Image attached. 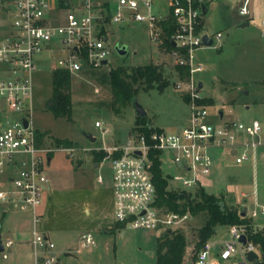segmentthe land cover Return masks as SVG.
<instances>
[{"label": "rangeland", "instance_id": "1", "mask_svg": "<svg viewBox=\"0 0 264 264\" xmlns=\"http://www.w3.org/2000/svg\"><path fill=\"white\" fill-rule=\"evenodd\" d=\"M116 2L110 0L111 9ZM251 7L252 15L241 16L237 0H216L208 5L210 11L205 16L206 31L214 37L215 43L195 52L197 61L204 66L201 72L196 73V77L203 82L200 89L203 99L213 100V104L208 105V120L217 125L234 119L245 123L256 119L264 127V0H252ZM244 21L250 24L241 27ZM110 29L108 44L112 53L109 63L71 74V120L55 117L44 108L45 101L51 95V70L63 52L50 49L35 54L37 68L31 77L32 127L47 134L43 138V146H55L52 138H59L70 140L71 146L76 149L72 155L55 150L51 155V163L44 168L49 178L50 188L47 192L52 200L45 199L39 208V225L42 231L49 232L47 235L56 246L54 254L60 259L58 264H155L157 237L164 230L134 229L125 225L116 228L113 217L112 163L104 158L100 165L96 164L98 162H95L91 151L101 150V146L124 144L135 133L138 114L134 107L120 113L110 109V69L117 65H144L150 62L173 69L174 60L165 54L157 42L151 40L145 24L113 25ZM218 32L222 34L220 39L216 37ZM123 45L128 49L125 55L117 51V46ZM177 79L164 92L151 90L148 93L140 92L138 96L154 128L164 132H179L190 108L183 98L184 93L175 87ZM96 88L99 89L98 93L95 92ZM2 112L0 123L11 116L6 110ZM221 112L223 117L220 116ZM97 121H101L110 132L103 134L102 128L95 125ZM86 134H91L97 141L89 142ZM243 137L252 141L248 135ZM84 144L89 147H84ZM263 150L264 146L257 149L250 147L247 161L237 164L229 147L209 148L215 161L222 160L223 173L216 181L213 175L202 179L208 191L223 199L230 207L239 210L246 207L248 216L256 211L257 214L252 216L253 223L256 228L262 229ZM239 151L242 153L244 150L239 148ZM164 156L163 171L172 176L170 186L193 191L194 187L184 186L182 182L174 180V176H183L186 172L182 171L181 165L172 161L169 154ZM99 176L103 177L102 183L97 181ZM10 188V182L0 187L1 190ZM49 209L57 216L55 223L60 224L54 230H49L47 226L46 215ZM204 219L201 213L180 229L189 237L186 264H190L194 257L197 232L204 224ZM0 226L2 241L9 238L14 242L5 249L6 259H2L0 252V264H34L31 241L34 225L31 214L14 207L8 199L0 200ZM87 231L91 232L95 245L85 248L81 236ZM230 237L228 228L218 225L212 241Z\"/></svg>", "mask_w": 264, "mask_h": 264}, {"label": "built area", "instance_id": "2", "mask_svg": "<svg viewBox=\"0 0 264 264\" xmlns=\"http://www.w3.org/2000/svg\"><path fill=\"white\" fill-rule=\"evenodd\" d=\"M214 1L117 0L111 9L110 0H0V12L5 15L0 37V104L3 102L4 110L11 114L0 123V173L10 170L12 184V188L0 190V200L8 199L14 207L31 214L34 264L58 263L55 244L39 225V208L50 188L44 168L51 163L50 154L55 150L70 155L76 150L72 146L36 144L31 122V77L37 68L35 54L38 52L50 49L63 52L56 61V68L73 74L83 68L101 67L105 59L109 60L112 49L108 36L113 25L145 24L151 40L159 46L166 32H173L169 40L176 44L169 55L174 65L186 66L189 70L187 78L175 82L176 89L190 97L189 120L179 132L159 129H152L149 133L135 132L124 144L101 146L113 168L115 222L134 229H182L194 218L190 212L165 211L155 205L151 150L159 151L162 158L169 154L172 161L186 172V175L174 176V180L195 187L201 183V178L212 173L214 158L209 148L229 147L234 150L236 162L242 163L250 157V147L264 146V127L259 120L217 125L208 120L209 106L200 102L204 96L196 73L204 66L197 61L195 52L207 46L202 40L204 35L212 39V45L215 43L214 37L207 33L205 23V16L210 11L208 5ZM251 3L252 0H237L241 16L252 15ZM216 37L220 39L222 34L218 32ZM95 92L98 93L99 89L96 88ZM95 125L102 128L103 134L110 132L101 121ZM247 135L252 141L243 137ZM239 148L244 151L240 153ZM261 155L264 157V150ZM97 181L102 183L103 177L99 176ZM174 188L181 190L178 186ZM256 214V211L252 212V216ZM228 231L229 239L212 241L210 238L199 249H193L190 264H264L261 248L248 237L246 243L241 240L244 232L239 225L229 226ZM81 240L85 248L95 245L90 231L83 233ZM2 242L1 254L6 259L5 249L14 242L11 239ZM250 251L256 252L257 257L249 260Z\"/></svg>", "mask_w": 264, "mask_h": 264}, {"label": "trees", "instance_id": "3", "mask_svg": "<svg viewBox=\"0 0 264 264\" xmlns=\"http://www.w3.org/2000/svg\"><path fill=\"white\" fill-rule=\"evenodd\" d=\"M173 32H166L161 45L162 49L170 52L174 49L173 43L169 40ZM110 109L115 113H120L124 109L134 107V100L138 99L140 92H150L156 90L164 92L173 81L178 77L187 78L189 70L186 66L174 65L173 69L162 66L155 62L144 65H117L110 69ZM51 95L45 101L44 108L55 117H62L67 120L72 119V94H71V73L60 68L51 70ZM184 100L189 102L190 97L186 94ZM202 104L212 105L213 100L206 98L200 100ZM135 132L149 133L155 129L151 120L146 117L137 116ZM45 132L35 129L36 144L42 146ZM56 146H71L70 140L52 138ZM95 162L100 164L107 152L104 149L92 150ZM52 154H50L51 156ZM152 164L150 171L156 189L155 205L165 211H174L184 214L190 212L195 218L201 213L205 216V222L197 232L198 240L195 250L212 238L218 225L232 226L239 225L248 240L258 245L264 253V232L256 228L253 218L248 215L242 216L241 211L234 206L230 207L223 199L218 198L201 183L197 184L193 191L185 189L179 190L170 186L171 174L163 171V160L161 153L151 150L149 153ZM52 198L48 201H51ZM48 210L46 215L49 230L56 229L55 223L57 216ZM116 228L124 226V223H116ZM156 262L155 264H186V250L189 245V237L180 229H164L157 237Z\"/></svg>", "mask_w": 264, "mask_h": 264}, {"label": "crops", "instance_id": "4", "mask_svg": "<svg viewBox=\"0 0 264 264\" xmlns=\"http://www.w3.org/2000/svg\"><path fill=\"white\" fill-rule=\"evenodd\" d=\"M213 3V2H212ZM62 11V10H61ZM2 19H4V17H3V14L1 13L0 14V37L3 35V31H2V29H3V24H2ZM160 48H162L161 46H159ZM164 50V49H163ZM164 52H165V54L169 57V58H171L170 57V55H169V52H167V51H165L164 50ZM103 65H105V64H103ZM56 68V66H54L52 69H55ZM83 69H89V68H83ZM178 78V77H177ZM176 78V79H177ZM178 80V79H177ZM199 82L200 83H202V87H203V82L201 81V80H199ZM199 83V84H200ZM201 87V88H202ZM200 88V89H201ZM187 102V101H186ZM187 105H188V102H187ZM208 106V105H207ZM190 107V106H189ZM5 109V105H4V103H2V104H0V115H2V110H4ZM32 111H33V106H32ZM32 114H33V112H32ZM223 112H221L220 113V116L221 117H223ZM189 116H190V108L188 109V112H187V114H186V116H185V120H184V126L187 124V122H188V120H189ZM256 120V119H255ZM231 121H239V120H231ZM241 121V120H240ZM243 122H245V121H243ZM226 123H230V122H226ZM156 129V128H155ZM159 130H161L160 128H159ZM96 141H97V139H96ZM89 142H91V141H89ZM91 143H94V142H91ZM84 147H89L88 145L86 146L85 144H84ZM231 153L232 154H234V150H232L231 149ZM51 157V156H50ZM261 157L262 158H264L262 155H261ZM162 160H163V158H162ZM247 161V160H246ZM217 162V163H216ZM245 162V161H244ZM244 162H242V163H237V164H243ZM99 164V163H98ZM100 165V164H99ZM14 169H16V168H14ZM223 173V170H222V160H217V161H215V158H214V167L212 168V173H211V175L210 176H212L213 175V180L214 181H216V178L220 175V174H222ZM10 175H11V171L10 170H5L3 173H0V187H4L8 182H10V180H9V178H10ZM221 176V175H220ZM203 178H205V177H203ZM203 178H201V184L203 185ZM204 186V185H203ZM1 190V189H0ZM46 199H48V200H50V196H47L46 197ZM12 204V203H11ZM243 209H247L246 207L245 208H243ZM242 209V210H243ZM247 215H248V209H247ZM249 217V216H248ZM251 218H252V216H250ZM114 223L116 224V223H119V222H115L114 221ZM227 228L229 227V226H226ZM258 229H260V230H262V231H264V229H262V228H260V227H257ZM0 229H1V226H0ZM7 233H9V230L7 231ZM46 233V232H45ZM49 232H47L46 234H48ZM123 233H125L124 231H123ZM6 239H9V238H6ZM223 239V238H222ZM14 244V243H13ZM56 247V246H55ZM57 255V254H56ZM66 256H69V254H66ZM57 257H58V255H57ZM3 259V258H2ZM59 257H58V263H59ZM57 263V264H58Z\"/></svg>", "mask_w": 264, "mask_h": 264}, {"label": "water", "instance_id": "5", "mask_svg": "<svg viewBox=\"0 0 264 264\" xmlns=\"http://www.w3.org/2000/svg\"><path fill=\"white\" fill-rule=\"evenodd\" d=\"M204 10L206 11L207 8L204 7ZM250 23L248 21H244L243 24H241L240 26L243 27V26H248ZM202 40L204 41V44L207 45V46H211L213 41L212 39H210L207 35H204ZM174 45L176 44L175 42L173 43ZM117 51L119 54L121 55H125L127 54L128 52V49H127V46L126 45H123V46H117ZM109 63V60L105 59L103 61V64L107 65ZM202 87V83L199 84V89ZM134 108L136 109V113L138 115H140L141 117H146L147 116V110L141 105V103L138 101V99H135L134 100ZM23 125L26 127L27 126V121L26 119L23 120ZM86 138L91 141V142H94L96 141V138H94L91 134H86ZM140 153V152H139ZM98 164V163H96ZM241 215L242 216H246L247 215V209H243L241 211ZM241 240L246 243L247 242V236L242 234V237H241ZM4 249V246H3V242H2V239H1V235H0V252H2ZM254 257H257V254L256 252L254 251H250V253H248V259L251 260L253 259Z\"/></svg>", "mask_w": 264, "mask_h": 264}]
</instances>
